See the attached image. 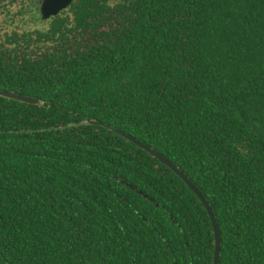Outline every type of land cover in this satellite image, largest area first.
<instances>
[{
    "label": "trees",
    "instance_id": "trees-1",
    "mask_svg": "<svg viewBox=\"0 0 264 264\" xmlns=\"http://www.w3.org/2000/svg\"><path fill=\"white\" fill-rule=\"evenodd\" d=\"M12 7L0 91L38 103L0 95V264H213L205 208L129 138L204 197L218 264H264V0Z\"/></svg>",
    "mask_w": 264,
    "mask_h": 264
},
{
    "label": "water",
    "instance_id": "water-1",
    "mask_svg": "<svg viewBox=\"0 0 264 264\" xmlns=\"http://www.w3.org/2000/svg\"><path fill=\"white\" fill-rule=\"evenodd\" d=\"M73 2V0H43V3L40 7V14L41 18L43 20H46L52 16L58 15L61 11L68 8V6ZM0 95L8 98H12L21 102H26L29 104H37L38 101L32 98L24 97L20 94H13L6 91H0ZM129 140L133 141V143L144 149L147 153H149L151 156H153L155 159H157L159 162H161L165 167L170 169L175 175H177L195 194V196L199 199L203 207L205 208L211 224L213 228V235H214V258H213V264L219 263V253H220V232L219 227L216 222V219L212 213V210L210 206L207 204L204 197L201 195V193L198 191V189L192 184V182L176 167L174 166L169 160H167L165 157L157 153L156 151L152 150L151 148L147 147L146 145L139 143L135 141L132 138H129Z\"/></svg>",
    "mask_w": 264,
    "mask_h": 264
},
{
    "label": "rangeland",
    "instance_id": "rangeland-1",
    "mask_svg": "<svg viewBox=\"0 0 264 264\" xmlns=\"http://www.w3.org/2000/svg\"><path fill=\"white\" fill-rule=\"evenodd\" d=\"M11 2H12V0H4V2H2L0 4V8H2V10H3L2 12H0V25H2L0 30H1L2 34H4V32L6 30V28H5V26L3 25V22H2L3 18L5 17L4 16V12L9 10V9L12 10V11L15 10V8L12 7ZM13 4L17 6V4L15 2H13ZM23 9H25V15H23V17L21 19H26L27 20L28 17H30L32 15V12L36 11L37 7H33V5L28 4V3H24ZM38 25H39V27H41V24H38ZM27 29H31L29 25H27ZM32 29H34V28H32ZM13 30L18 31V30H26V29L23 28L22 25L21 26L20 25H16V26H14ZM32 31H34V30H32Z\"/></svg>",
    "mask_w": 264,
    "mask_h": 264
},
{
    "label": "flooded vegetation",
    "instance_id": "flooded-vegetation-1",
    "mask_svg": "<svg viewBox=\"0 0 264 264\" xmlns=\"http://www.w3.org/2000/svg\"><path fill=\"white\" fill-rule=\"evenodd\" d=\"M25 1V2H24ZM75 0H73V2H74ZM2 2H4V0H0V4L2 3ZM13 2H15L16 4H17V6H24V3H28V4H31V5H33V7H37V9H38V11H39V8L41 7V5H42V3H43V0H12V2H11V4H12V6H16V5H14L13 4ZM72 2V3H73ZM71 3V4H72ZM70 4V5H71ZM70 5L68 6V8H70ZM67 8V9H68ZM67 9H65V10H67ZM64 10V11H65ZM7 11H5L4 13H6ZM62 12V11H61ZM59 13L58 15H56V16H60L62 13ZM64 13V12H63ZM56 16H52V17H50V18H48V19H46V20H48V21H50L52 18H55ZM63 16H65V14L63 15ZM41 17V16H40ZM41 23V22H40Z\"/></svg>",
    "mask_w": 264,
    "mask_h": 264
}]
</instances>
